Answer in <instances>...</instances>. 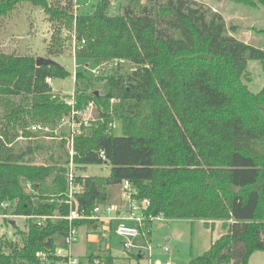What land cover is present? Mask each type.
I'll use <instances>...</instances> for the list:
<instances>
[{
	"label": "trees",
	"instance_id": "1",
	"mask_svg": "<svg viewBox=\"0 0 264 264\" xmlns=\"http://www.w3.org/2000/svg\"><path fill=\"white\" fill-rule=\"evenodd\" d=\"M231 1L264 7V0ZM23 2L40 6L53 26L48 56L62 52L61 30L67 29L76 60L96 67L113 60L133 65L109 75H89L86 64L74 70L76 107L92 102L96 113L73 138L75 168L86 174L88 166L105 163L110 172L77 174L75 183L83 188L72 196L71 208L88 213L105 203L108 186L127 180L138 198L149 200L147 214L222 223L226 231L192 264H248L255 251H264V85L254 93L244 81H250L247 60L264 61V49L229 34L222 15L195 0L129 2L116 15L109 14L110 0H98L88 13L74 11L73 0H0V21ZM35 57L0 47V204L32 216L24 217L26 230H16L19 242L0 237V264H55L60 258L52 253L69 226L64 217L40 225L33 218L66 216L70 208L63 202L67 132L59 149L43 132L53 131L70 111L48 80L70 73L59 63L37 66ZM95 83H101V94ZM71 223L101 234V223ZM150 226L145 221L146 236ZM91 248L89 264L94 257L112 259L109 250ZM38 251L47 253L48 262L38 259Z\"/></svg>",
	"mask_w": 264,
	"mask_h": 264
},
{
	"label": "rangeland",
	"instance_id": "2",
	"mask_svg": "<svg viewBox=\"0 0 264 264\" xmlns=\"http://www.w3.org/2000/svg\"><path fill=\"white\" fill-rule=\"evenodd\" d=\"M74 1L77 13H88L94 9L98 0H73V3ZM136 1L143 3L145 0H110L109 14H120L126 4ZM195 1L221 14L225 20L229 34H233L244 42L264 49V32L260 31L264 29V7L262 5L257 4V6L252 7L231 0ZM52 33L53 26L48 21L43 9L29 2H23L18 4L7 17L0 21V47L7 52L13 51L19 54H32L34 56L51 58L64 66L70 74L65 78H53L51 84L55 90H58L54 94L66 96L62 92L74 90L73 72L76 67L78 70L82 65H88L86 72L91 75V70L95 69L96 66L88 60L75 59L74 50L72 54L73 33L67 29L61 30V38L64 43L62 52L57 55L48 56L46 46L50 44ZM132 67V63L127 60H120L119 62L113 60L99 65L98 71L99 74L109 75L115 71L122 73L129 71ZM246 69L250 81H244L247 83L248 88L256 93L264 85V61L249 59L247 60ZM94 87L99 94L103 92L101 83H95ZM116 102L111 101L110 105L114 106ZM112 126L115 134L119 135L121 133L120 122L114 120ZM63 130L65 132V127L59 124L53 131L43 129V132L52 134L51 136H46L44 140L46 142H54L53 149H59L58 143L64 133ZM18 142L20 145H24L26 140L20 138ZM64 149L66 150L65 146ZM90 167L92 168V175L107 176L110 172L109 164H95L90 165ZM81 171L83 170L75 168L74 173L76 175L81 174ZM86 173L89 174L90 172L87 171ZM109 193L110 200L112 199V202L117 201L118 197L122 195L121 185H112ZM8 208V219L2 216L0 210V237L5 236L19 242L20 236L16 233V230H26V221L24 217L15 216L12 211L14 206L10 205ZM9 219H11L10 222L8 221ZM11 221H13L15 226H13V223L11 224ZM216 224V231L222 235L226 230L221 222H217ZM99 232H102V226L99 227ZM84 233V228L78 230V239L71 249L74 256L79 257L78 254H81L84 248L86 249L92 245L87 243ZM213 235L215 234H212L209 229L205 228L201 220L189 221L187 219H165L160 217L151 222L148 241L144 240L143 237H138L132 241V244L139 248L132 246L126 253L123 252L119 245L120 239L113 231L110 234V241H106L105 245L111 247L112 253L116 256L127 254L128 258L125 259L126 264H165L166 262L168 264H192V259L207 250ZM148 245H150V249H148ZM165 247L166 250L164 249ZM156 261L160 262L157 263ZM249 262H252V264H264V251H255L251 255Z\"/></svg>",
	"mask_w": 264,
	"mask_h": 264
},
{
	"label": "built area",
	"instance_id": "3",
	"mask_svg": "<svg viewBox=\"0 0 264 264\" xmlns=\"http://www.w3.org/2000/svg\"><path fill=\"white\" fill-rule=\"evenodd\" d=\"M75 2V1H74ZM76 4L74 5V11ZM74 37V35H73ZM84 42V41H82ZM74 50V41H73ZM99 66L91 71L97 74ZM63 98L64 102L70 106L68 115L63 116L60 121V126H64L66 129V146L69 152V163L67 172L68 191L67 198L63 202L69 205V212L66 216H60L54 214L52 216H33L36 219L37 224H41L45 218L56 219L65 218L69 221V226L66 235L62 239V244H58L56 249L52 253L55 257H59L60 260L55 261V264H89L88 259L86 263H83L82 259L72 254V245L78 239L79 227L73 225V220H90L102 224V230L107 237L110 231L109 224L112 226V231L119 237L122 250L126 253L129 248L133 246L132 241L138 237L146 239V232L143 231V225L145 221L152 222L154 219H158L161 216H152L147 214V208L150 204L147 198H138L136 196L137 191L130 185L127 180H123L120 185L122 187V200L117 203H101L95 204L92 209L86 212H78L71 208L72 196L82 191V184L75 183V165L73 162V155L75 153L73 148V138L81 130V127H87L92 121L95 120V106L92 102H89L84 108L79 109L76 107V96L74 90L69 94H65ZM94 114V115H93ZM32 129H36L35 126ZM100 158L106 162L105 153L103 150H99ZM26 188L31 190V184L26 183ZM10 203L3 202L0 207L6 211L9 209ZM8 208V209H7ZM9 213H3L2 216L7 217ZM21 217H28L29 215H15ZM32 217V216H29ZM150 249V245H148ZM166 250V247L164 248ZM36 256L41 262H48L47 253L43 251L36 252ZM92 264H119L116 258L112 257L111 260L105 261L104 259L94 257ZM165 264H168L167 262Z\"/></svg>",
	"mask_w": 264,
	"mask_h": 264
},
{
	"label": "crops",
	"instance_id": "4",
	"mask_svg": "<svg viewBox=\"0 0 264 264\" xmlns=\"http://www.w3.org/2000/svg\"><path fill=\"white\" fill-rule=\"evenodd\" d=\"M72 54H73V49H72ZM75 72V71H74ZM74 72H73V77H74ZM73 81H74V78H73ZM48 82H49V84H50V86L52 87V91H53V93H55V91H58L57 89L55 90L54 89V87L52 86V84H51V82H52V79H49L48 80ZM73 90V89H72ZM71 92V90L70 91H68V92H62V93H64V94H69ZM90 172L89 174H84L83 172L81 173V174H83V175H92V168L90 167V166H88L87 167V170H86V172ZM99 176V175H98ZM116 186V185H115ZM110 188H111V186H108L107 188H106V193H107V199H106V201L105 202H108V203H117V202H119L120 200H122V195L121 196H119L118 197V200L117 201H115V202H112L111 200H110V193H109V191H110ZM203 224H204V222L203 221H201ZM217 222H220V221H214V222H212V223H210V225L209 226H207V225H205L204 224V227L205 228H207V229H209L210 231H211V233L212 234H215V235H213L212 237H211V239H210V243H209V246H210V244L216 239V238H218L219 236H221V233H219V232H217L216 231V223ZM80 228H84L85 229V236H86V241H87V243L88 244H92L91 245V249H92V251L93 252H100V251H110V255L112 256V257H114V258H116L117 259V261H118V259H119V264H126L125 262V259H127L128 258V255L127 254H124V255H121V256H116L115 254H113L112 253V250H111V247H109V246H106L105 245V242L107 241H110V235L107 237L104 233H102L103 232V230H102V232H101V234H97V233H95L89 226H87V225H82L81 227H79V229ZM95 234V235H94ZM100 238V239H99ZM149 236H147V238L145 239L146 241H148L149 239ZM97 239H99V240H97ZM137 239V238H136ZM119 245H120V241H119ZM121 246V245H120ZM209 246L207 247V249L209 248ZM133 247H138V246H135V245H133ZM139 248V247H138ZM72 249V248H71ZM87 249V248H86ZM85 248H84V250H83V252L81 253V254H78L79 255V258H81L82 259V261H83V263H86L85 261H86V259H87V257H86V250ZM122 252V251H121ZM124 252V251H123ZM140 256H141V254H139ZM138 255V256H139ZM251 258V257H250ZM249 258V259H250ZM157 263H159L160 261H156ZM248 264H252V262H249Z\"/></svg>",
	"mask_w": 264,
	"mask_h": 264
},
{
	"label": "water",
	"instance_id": "5",
	"mask_svg": "<svg viewBox=\"0 0 264 264\" xmlns=\"http://www.w3.org/2000/svg\"><path fill=\"white\" fill-rule=\"evenodd\" d=\"M35 63L37 66L43 65V64H45V65H58V63L55 60H53L51 58H45L43 56H36L35 57ZM12 223H13V221H11V224Z\"/></svg>",
	"mask_w": 264,
	"mask_h": 264
}]
</instances>
